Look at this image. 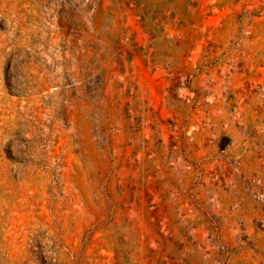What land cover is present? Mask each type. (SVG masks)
Listing matches in <instances>:
<instances>
[{
  "label": "rangeland",
  "instance_id": "1",
  "mask_svg": "<svg viewBox=\"0 0 264 264\" xmlns=\"http://www.w3.org/2000/svg\"><path fill=\"white\" fill-rule=\"evenodd\" d=\"M0 264H264V0H0Z\"/></svg>",
  "mask_w": 264,
  "mask_h": 264
}]
</instances>
